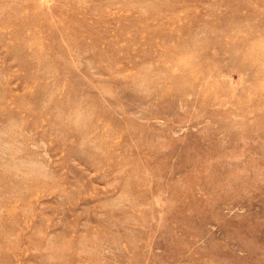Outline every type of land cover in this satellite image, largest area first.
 Wrapping results in <instances>:
<instances>
[{
    "label": "rangeland",
    "instance_id": "1",
    "mask_svg": "<svg viewBox=\"0 0 264 264\" xmlns=\"http://www.w3.org/2000/svg\"><path fill=\"white\" fill-rule=\"evenodd\" d=\"M0 264H264V0H0Z\"/></svg>",
    "mask_w": 264,
    "mask_h": 264
}]
</instances>
